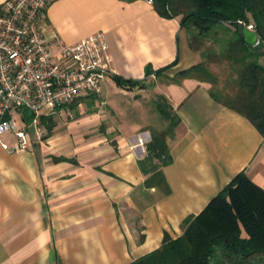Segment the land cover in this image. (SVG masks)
<instances>
[{
    "label": "crops",
    "instance_id": "obj_1",
    "mask_svg": "<svg viewBox=\"0 0 264 264\" xmlns=\"http://www.w3.org/2000/svg\"><path fill=\"white\" fill-rule=\"evenodd\" d=\"M44 24L55 50L104 31L114 71L101 93L45 109L39 125L20 111L26 149L0 143V264H129L166 233L178 238L184 219L240 172L264 188V135L250 119L217 102L207 83L164 79L202 61L181 16L165 17L144 0H51ZM167 65L152 87L125 89L113 79H149ZM150 90L181 121L168 139L171 161L146 173L140 160L152 125L114 117L136 102L141 108ZM1 140L17 142L12 132Z\"/></svg>",
    "mask_w": 264,
    "mask_h": 264
},
{
    "label": "trees",
    "instance_id": "obj_2",
    "mask_svg": "<svg viewBox=\"0 0 264 264\" xmlns=\"http://www.w3.org/2000/svg\"><path fill=\"white\" fill-rule=\"evenodd\" d=\"M154 6L165 17L181 16L192 49L202 55L200 63L164 79L181 83L194 78L209 84L217 102L250 119L264 135V0H155ZM240 21L254 23L259 46L246 41ZM170 67L155 72L162 76ZM113 79L125 89L154 85L119 75ZM156 99L169 125L152 128L148 155L140 160L146 173L171 161L168 139L175 137L181 121L164 95ZM46 120L52 126V119ZM182 230L175 239L166 233L158 249L129 264H264V188L240 172L200 213L185 218Z\"/></svg>",
    "mask_w": 264,
    "mask_h": 264
},
{
    "label": "built area",
    "instance_id": "obj_3",
    "mask_svg": "<svg viewBox=\"0 0 264 264\" xmlns=\"http://www.w3.org/2000/svg\"><path fill=\"white\" fill-rule=\"evenodd\" d=\"M51 0H5L0 4V143L10 151L30 144L15 111L33 115L39 125L46 107L62 108L85 95L102 92L112 75L114 58L107 35L98 31L55 50L46 37L44 14ZM154 5L155 0H144ZM255 30L254 23L240 21ZM12 132L10 147L3 134ZM39 136L42 131L38 129Z\"/></svg>",
    "mask_w": 264,
    "mask_h": 264
},
{
    "label": "rangeland",
    "instance_id": "obj_4",
    "mask_svg": "<svg viewBox=\"0 0 264 264\" xmlns=\"http://www.w3.org/2000/svg\"><path fill=\"white\" fill-rule=\"evenodd\" d=\"M158 77H159L158 74H156V72L154 71L153 73L150 74L149 79L144 78L143 80H146L148 85H152V84L156 85V79ZM144 96H145L144 99L141 100V103L143 105L141 108L136 105L137 102L135 103V101H131L132 104L135 103L134 105L136 107H132L131 109L125 112L123 111L118 112V114L115 115L114 119H122L123 113H124V115L125 114L128 115L127 117L128 121L130 120V121H134V122L142 123V124L150 123L152 125V128L163 130L169 125V121H166L165 119H163L161 114L156 108L155 100H157L156 99L157 96L155 98V93L153 90L146 92ZM50 107L51 106L46 107L45 109H48ZM15 116L18 122L21 123V113L18 111H15Z\"/></svg>",
    "mask_w": 264,
    "mask_h": 264
},
{
    "label": "water",
    "instance_id": "obj_5",
    "mask_svg": "<svg viewBox=\"0 0 264 264\" xmlns=\"http://www.w3.org/2000/svg\"><path fill=\"white\" fill-rule=\"evenodd\" d=\"M243 33L246 41L253 47H257L261 44L262 40L260 35L256 30L249 29L248 27H244Z\"/></svg>",
    "mask_w": 264,
    "mask_h": 264
}]
</instances>
